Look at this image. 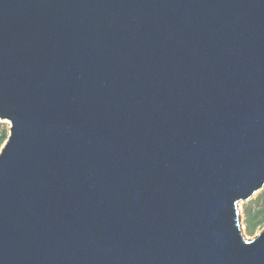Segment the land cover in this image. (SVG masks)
<instances>
[{
  "label": "water",
  "instance_id": "obj_1",
  "mask_svg": "<svg viewBox=\"0 0 264 264\" xmlns=\"http://www.w3.org/2000/svg\"><path fill=\"white\" fill-rule=\"evenodd\" d=\"M0 264H264V0H0Z\"/></svg>",
  "mask_w": 264,
  "mask_h": 264
},
{
  "label": "rangeland",
  "instance_id": "obj_2",
  "mask_svg": "<svg viewBox=\"0 0 264 264\" xmlns=\"http://www.w3.org/2000/svg\"><path fill=\"white\" fill-rule=\"evenodd\" d=\"M10 122L0 120V149L9 136ZM240 229L245 239L250 240L264 230V187L248 200L238 203Z\"/></svg>",
  "mask_w": 264,
  "mask_h": 264
},
{
  "label": "trees",
  "instance_id": "obj_3",
  "mask_svg": "<svg viewBox=\"0 0 264 264\" xmlns=\"http://www.w3.org/2000/svg\"><path fill=\"white\" fill-rule=\"evenodd\" d=\"M2 139H3V138H0V142H1Z\"/></svg>",
  "mask_w": 264,
  "mask_h": 264
}]
</instances>
